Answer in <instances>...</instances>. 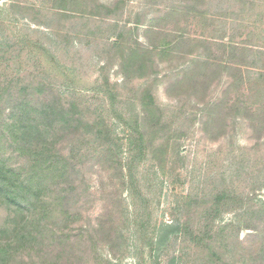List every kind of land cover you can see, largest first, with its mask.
<instances>
[{"label": "rangeland", "instance_id": "rangeland-1", "mask_svg": "<svg viewBox=\"0 0 264 264\" xmlns=\"http://www.w3.org/2000/svg\"><path fill=\"white\" fill-rule=\"evenodd\" d=\"M3 7L0 82L12 91L42 82L49 88L45 97L54 93L64 105L75 102L89 124L101 117L112 137L108 149L86 138L93 145L81 153L80 218L66 230L72 237L64 263L201 264L204 255L179 236L178 224L197 220L195 200L235 192L238 200L216 226L237 224L243 203L251 201L254 218L264 208V139L257 141L253 129L258 123L220 119L224 102L234 100L252 103L253 115L264 113V95L251 86L256 75L246 73L264 69V0H0ZM171 8L174 16L166 17ZM202 11L204 23L198 18ZM145 26L184 31L199 41L225 32L223 43L261 55L262 63L222 73L220 48L214 46L219 39L209 36L210 50L199 51L200 57L182 45L180 58H154L152 72L133 43L155 42ZM118 34L123 38L116 48ZM196 60L204 64L192 68ZM175 81L184 94L171 97L166 90ZM135 125L140 134L148 132L134 148L129 136ZM4 219L0 208V225ZM251 232L242 231L237 240L232 233L231 250L246 245Z\"/></svg>", "mask_w": 264, "mask_h": 264}, {"label": "trees", "instance_id": "trees-1", "mask_svg": "<svg viewBox=\"0 0 264 264\" xmlns=\"http://www.w3.org/2000/svg\"><path fill=\"white\" fill-rule=\"evenodd\" d=\"M62 5L59 2L60 8ZM3 9L4 7L0 10ZM104 9L109 15L112 14L108 9ZM175 11V8L168 9L166 17L171 18ZM205 14V11L199 12L198 18L202 23L205 22ZM163 19L159 20L160 24L164 22ZM160 28L145 26V29L155 36V42L149 46L144 47L138 41H133L138 52L145 55L152 72L156 67L153 66L154 58L161 62L169 58H180L178 50L182 49V45L186 51L200 57L199 51L210 50V37L219 39V43L214 46L220 48L218 50L221 58L217 59L220 62L217 67L222 73L227 72L231 66L232 70L240 72L241 67H249L251 62L262 63L261 55L256 56L255 52L238 48L233 41H229L230 39L229 43H223L225 32L220 36L207 35L208 40L199 41L196 38L187 39L184 36L187 33L184 31H165ZM122 38L123 35L118 34L113 46L119 48V40ZM223 58H227L228 62H222ZM192 64V68H197L198 64L204 63L196 60ZM263 70L256 71L255 74L252 71L246 72L248 77L256 75L255 78L252 76L253 80H249H252L251 86L259 96L264 95ZM240 75L237 77L238 83L242 79ZM261 81L263 84L260 86ZM3 82H0V208L5 212V219L0 225V264H68L64 261L68 259L72 236L66 230L80 218V168L85 162V159H81V153L84 152V146L93 145L87 137L91 138L92 143L107 149L112 146L110 129L102 122L101 117L94 119L92 124L84 121L75 102L64 105L60 95L54 93H50L49 98L45 97L49 88L42 82L33 83V86L30 83L13 91L10 84ZM175 82L166 90L171 97L176 92L184 94L180 90L179 82ZM257 94L254 95L257 97ZM147 100L152 105L149 97ZM206 106L208 107L207 103ZM252 109V103L247 105V102L234 100L227 105L224 102L223 111L227 116L220 119L231 117L236 120L244 117L256 120L258 126L253 129L256 132V140L259 141L264 139V113L258 111L253 115ZM147 132L146 128L145 132L140 134L135 125L134 136H129V145L135 148V142H141ZM138 152L140 154L143 150L138 148ZM129 181L134 190L135 182L131 179ZM234 194L235 192L221 191L207 202L195 200L197 220L178 224L179 236L183 234L184 239L193 245V249L204 255L201 264H264L263 207L255 211L254 218L253 211L249 210L251 201L243 203L247 207L238 212L237 224H215L218 217L226 213L227 206L235 205L238 198ZM245 214H249L252 221H258L260 225L254 226L252 222H247ZM145 222L149 223V220ZM248 230L252 232L247 236V244L243 245L241 242V249L231 250V234L233 233V238L237 240L242 231ZM149 240L154 239L150 237Z\"/></svg>", "mask_w": 264, "mask_h": 264}]
</instances>
